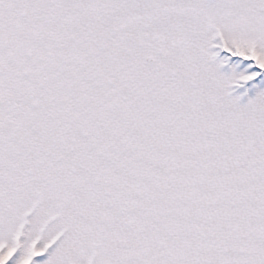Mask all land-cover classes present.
I'll return each instance as SVG.
<instances>
[{
  "label": "snow or ice",
  "instance_id": "obj_1",
  "mask_svg": "<svg viewBox=\"0 0 264 264\" xmlns=\"http://www.w3.org/2000/svg\"><path fill=\"white\" fill-rule=\"evenodd\" d=\"M0 264H264V0H0Z\"/></svg>",
  "mask_w": 264,
  "mask_h": 264
}]
</instances>
